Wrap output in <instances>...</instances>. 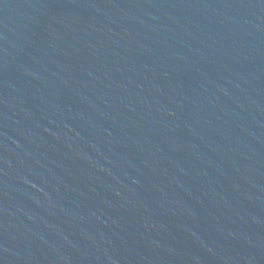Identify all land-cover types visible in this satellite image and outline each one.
Wrapping results in <instances>:
<instances>
[{
    "label": "water",
    "instance_id": "obj_1",
    "mask_svg": "<svg viewBox=\"0 0 264 264\" xmlns=\"http://www.w3.org/2000/svg\"><path fill=\"white\" fill-rule=\"evenodd\" d=\"M0 264H264V0H0Z\"/></svg>",
    "mask_w": 264,
    "mask_h": 264
}]
</instances>
